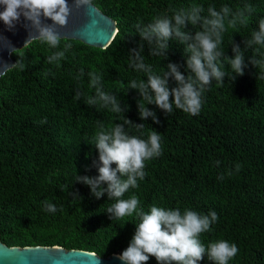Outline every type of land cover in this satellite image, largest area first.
<instances>
[{
    "label": "trees",
    "instance_id": "trees-1",
    "mask_svg": "<svg viewBox=\"0 0 264 264\" xmlns=\"http://www.w3.org/2000/svg\"><path fill=\"white\" fill-rule=\"evenodd\" d=\"M90 1L116 21L117 32L106 48L62 38L60 50L65 43L73 48L56 67L46 60L56 50L34 40L11 55L15 63L22 58L26 68L13 66L0 78V241L8 246L88 249L103 257L125 249L138 223L135 214L111 220L106 209L114 200L107 194L96 199L75 176L98 174L92 163L98 157L93 145L98 122L112 128L129 118L144 128L126 125V131L145 139L158 132L163 152L145 162V179L123 198L136 195L145 211L153 205L202 215L215 211L218 221L200 235L201 242L206 247L220 239L235 243L239 251L229 264H264V79L259 78L264 69L249 64L235 80H213L196 116L175 105L168 115L146 105L156 111L160 124L151 117L140 120V98L128 89L131 80L147 79L130 67L129 49L141 42L137 23L147 25L157 16H171L194 4L204 8L203 15L209 6L219 10L228 5L235 12L252 5L255 11L248 24L229 26L223 34L225 57L220 63L231 74L230 41L233 38L243 49L242 41L251 38L264 18V0ZM189 29L200 30L191 25ZM142 43L144 62L154 74L163 75L170 61L185 64L184 45L175 40L170 41L167 58L150 55L147 42ZM244 54L246 61L253 55L264 59V47L254 46ZM81 67L84 75L77 80ZM89 72L101 74L103 90L115 95L126 111L116 114L86 104L95 95ZM77 89L82 92L79 100L74 98ZM237 163L242 166L239 172ZM45 201L55 204L57 211H45ZM147 264L157 261L150 257ZM200 264L211 262L205 257Z\"/></svg>",
    "mask_w": 264,
    "mask_h": 264
},
{
    "label": "clouds",
    "instance_id": "clouds-1",
    "mask_svg": "<svg viewBox=\"0 0 264 264\" xmlns=\"http://www.w3.org/2000/svg\"><path fill=\"white\" fill-rule=\"evenodd\" d=\"M89 2L90 0H71V3L69 0H0V22L7 31H15L17 25L24 27L27 30L24 45L39 40L50 49H55L46 60L50 65L59 67L60 61L66 58L73 45L65 43L60 50L62 35L58 28L67 25L74 9L86 7ZM254 11L250 4H245L235 12L228 5H223L219 10L209 6L207 15H203L204 8L194 4L189 8L174 10L171 16H157L147 25L137 23L135 28L141 42L129 49L130 67L145 73L147 79L131 80L128 89L136 90L140 98L137 100L140 120L145 121L151 117L153 123H161L156 111L146 105H155L165 115L172 113L173 105L192 116L199 115L203 94L213 80L218 84H223L226 76L235 80L237 76L244 75L249 64L254 68L264 69V59H257L253 55L246 61L244 54V50L254 46L264 47V18L259 20L258 29L252 32L251 38L242 41L243 49L233 38L230 41L234 53L227 58L231 74L224 71L220 63L225 57L221 48L223 34L229 26L235 28L238 23L246 26L248 17ZM49 20L51 23L47 22ZM189 25L193 29L198 26L200 30L193 32ZM173 40L184 45L185 64L170 61L163 75L154 74L152 67L144 62L142 42H147L150 55L167 58L170 41ZM15 50L10 45V54L15 53ZM259 51V48L255 49V52ZM8 66L21 70L26 68L22 58L15 64H0V76L5 74ZM181 67H184L183 72ZM83 75L84 69L81 67L77 80ZM88 76L89 87L95 89V95L86 99L88 106L99 105L116 114L127 110L115 95L103 90L101 74L89 72ZM259 78L264 79V75ZM170 81L175 82L174 87H170ZM81 96L82 92L77 89L74 98L79 100ZM126 125L134 126L137 130L144 128L143 123H135L129 118L112 128H105L103 123L98 122L99 130L93 138L98 157L92 162L98 174L75 176V181L87 185L90 194L96 199L107 194L108 200H114L106 209L111 220H121L133 214L138 220L128 246L116 255V259L121 264H147L150 257H154L157 264H200L206 257L211 264H229L239 251L235 243L220 239L206 247L200 240V235L210 231L211 225L218 221L215 211L202 215L186 208L182 213L178 208L165 209L156 205L145 211L136 195L123 198L129 189L139 188L138 181L145 179V162L158 158L163 152L158 132L148 133L145 139L129 134ZM216 163L219 164V161ZM235 167L239 172L242 166L237 163ZM228 175L232 173L229 172ZM223 178V175L218 177L221 180ZM72 195L77 193L73 192ZM44 210L54 213L57 208L55 204L45 201ZM92 257H96L99 264V256L93 253Z\"/></svg>",
    "mask_w": 264,
    "mask_h": 264
},
{
    "label": "water",
    "instance_id": "water-1",
    "mask_svg": "<svg viewBox=\"0 0 264 264\" xmlns=\"http://www.w3.org/2000/svg\"><path fill=\"white\" fill-rule=\"evenodd\" d=\"M47 22L51 23L50 20ZM58 31L62 38L79 40L85 45L104 49L116 34L117 27L114 19L90 1L88 6L74 9L67 25L58 28ZM26 38L27 30L24 27L17 25L15 31H7L0 22V64H15L10 45L16 48L15 51L20 50L32 42L24 45ZM12 67H6L5 73ZM93 253L96 254L88 249H67L57 245L8 246L0 241V264H97ZM96 255L99 256V264H121L116 259L117 254L106 257Z\"/></svg>",
    "mask_w": 264,
    "mask_h": 264
}]
</instances>
